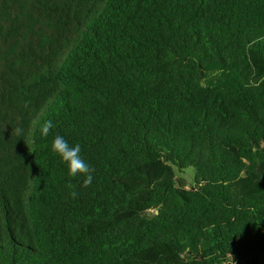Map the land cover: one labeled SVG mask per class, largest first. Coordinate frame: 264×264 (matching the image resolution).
Masks as SVG:
<instances>
[{
	"label": "trees",
	"instance_id": "16d2710c",
	"mask_svg": "<svg viewBox=\"0 0 264 264\" xmlns=\"http://www.w3.org/2000/svg\"><path fill=\"white\" fill-rule=\"evenodd\" d=\"M0 264H264V0H0Z\"/></svg>",
	"mask_w": 264,
	"mask_h": 264
},
{
	"label": "clouds",
	"instance_id": "9594fccd",
	"mask_svg": "<svg viewBox=\"0 0 264 264\" xmlns=\"http://www.w3.org/2000/svg\"><path fill=\"white\" fill-rule=\"evenodd\" d=\"M54 125L51 120L45 121L41 126V135L47 137ZM20 130H18L19 132ZM52 151L64 162L68 169V175L72 178L83 176L84 186L91 185L93 176L89 164L82 157L80 144H70L65 137L56 135L51 143ZM71 187V185H70ZM74 195V193H73Z\"/></svg>",
	"mask_w": 264,
	"mask_h": 264
}]
</instances>
